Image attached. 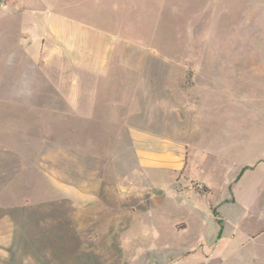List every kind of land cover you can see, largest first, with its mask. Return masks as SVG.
Instances as JSON below:
<instances>
[{
  "label": "rangeland",
  "instance_id": "1",
  "mask_svg": "<svg viewBox=\"0 0 264 264\" xmlns=\"http://www.w3.org/2000/svg\"><path fill=\"white\" fill-rule=\"evenodd\" d=\"M0 264H264V0H0Z\"/></svg>",
  "mask_w": 264,
  "mask_h": 264
},
{
  "label": "crops",
  "instance_id": "2",
  "mask_svg": "<svg viewBox=\"0 0 264 264\" xmlns=\"http://www.w3.org/2000/svg\"><path fill=\"white\" fill-rule=\"evenodd\" d=\"M82 88H84V91L86 90V88H87V86L86 85H84ZM19 94L20 95H28V93H27V91H26V87L23 85V86H21L20 87V90H19ZM70 104H71V106H74V105H76L77 103H75L74 101H71L70 102ZM74 104V105H73ZM82 102H80L79 103V105L82 107ZM24 105V104H23ZM77 106V105H76ZM33 108H34V110L36 109V106H32ZM38 108V114H39V105L37 106ZM34 112V111H33ZM83 113V116H85L86 114H87V112H85V111H83L82 112ZM180 167H181V165H180V163H177L176 165H175V167H174V170L175 171H178V170H180Z\"/></svg>",
  "mask_w": 264,
  "mask_h": 264
},
{
  "label": "trees",
  "instance_id": "3",
  "mask_svg": "<svg viewBox=\"0 0 264 264\" xmlns=\"http://www.w3.org/2000/svg\"><path fill=\"white\" fill-rule=\"evenodd\" d=\"M185 156H186V153H185ZM242 173H243V170H241L239 177L242 175ZM220 235H221V230H219V232H218V236H217L218 239L220 238Z\"/></svg>",
  "mask_w": 264,
  "mask_h": 264
}]
</instances>
